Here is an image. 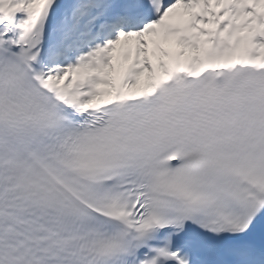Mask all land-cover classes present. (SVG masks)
Masks as SVG:
<instances>
[{"label":"snow or ice","instance_id":"6c2138e0","mask_svg":"<svg viewBox=\"0 0 264 264\" xmlns=\"http://www.w3.org/2000/svg\"><path fill=\"white\" fill-rule=\"evenodd\" d=\"M0 264H264V0H0Z\"/></svg>","mask_w":264,"mask_h":264}]
</instances>
